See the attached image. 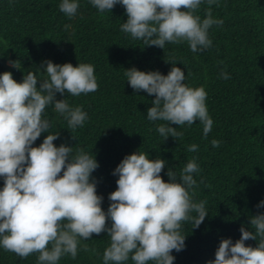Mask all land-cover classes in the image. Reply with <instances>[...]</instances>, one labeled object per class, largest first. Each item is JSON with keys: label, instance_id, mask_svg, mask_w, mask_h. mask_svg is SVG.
<instances>
[{"label": "trees", "instance_id": "obj_1", "mask_svg": "<svg viewBox=\"0 0 264 264\" xmlns=\"http://www.w3.org/2000/svg\"><path fill=\"white\" fill-rule=\"evenodd\" d=\"M59 3L0 0V73L10 72L19 83L28 71L46 78L42 73L45 60L74 67L94 65L95 92L55 96L56 100L67 99L72 107L81 106L88 115L84 125L69 128L51 106L45 114L50 121L48 132H58L54 146L63 143L73 147L72 154L77 149L94 154L98 167L90 175L97 182L96 193L103 197L102 210H107L108 194L116 188L118 177L111 173L125 155L138 150L146 152L150 160L164 159L166 166L160 173L164 182L169 168L179 172L195 157L200 171L193 174L198 186L191 194L195 202H206L208 215L196 228L191 221L182 222L185 247L170 253L174 264H205L214 259L222 239L230 238L233 243L239 239L242 225L254 232L249 217L264 212V207H256L264 200V0L202 3L195 15L203 19L210 9L213 18L223 23L210 27L212 46L197 53L186 43H166L162 50L130 38L120 31L127 17L119 4L101 13L88 0H80L76 15L68 18L59 11ZM10 62H16V68ZM172 62L185 74V84L202 85L207 93L205 103L213 124L206 137L203 125L193 121L191 126L169 124L183 135L163 141L155 128L164 122L146 119L154 94L134 91L124 76V70L132 67L166 75ZM221 69L230 79L220 78ZM46 135L41 133L32 146H38ZM213 139L221 142L218 147L212 146ZM193 143L198 147L190 152L187 146ZM2 184L0 180V187ZM106 225L110 226L108 221ZM258 242L259 237L244 243L254 248ZM108 244L106 233L91 234L78 244L75 259L66 254L58 264H102ZM37 256L32 253L21 259L0 249V264H37ZM124 264L133 262L129 259Z\"/></svg>", "mask_w": 264, "mask_h": 264}, {"label": "clouds", "instance_id": "obj_2", "mask_svg": "<svg viewBox=\"0 0 264 264\" xmlns=\"http://www.w3.org/2000/svg\"><path fill=\"white\" fill-rule=\"evenodd\" d=\"M98 12H109L115 5L124 8L126 21L120 31L144 45L165 48V44L186 43L193 53L212 46L209 29L221 25L209 9L205 18L194 13L202 3L213 5L219 0H88ZM80 0H60L59 11L68 18L76 15ZM183 9V10H180ZM166 63H169L165 61ZM16 68V62H10ZM166 75L159 71L124 70L128 85L155 98L146 110L148 121H162L156 132L163 141L183 135L176 126L203 125L206 137L213 121L206 106L204 87L184 83L185 74L176 67ZM46 78L28 71L17 83L10 72L0 73V249L21 259L38 253L37 264H58L69 255L75 259L81 240L91 234H107L102 264H174L170 253L184 249L182 222L191 221L196 228L208 215L205 201L195 202L192 190L198 186L193 174L200 169L196 158L189 159L177 172L169 168L160 176L166 161L150 160L143 151L125 155L112 171L116 188L108 194L107 210L103 197L96 193L91 173L98 167L94 154L60 144L54 146L58 132L49 133L50 121L45 109L51 106L67 121L71 129L82 127L88 115L81 106L72 107L67 99L56 100L59 93L79 96L98 89L94 65L42 62ZM39 72V71H37ZM220 78L230 75L224 69ZM39 82V87L37 83ZM41 133H47L38 146H32ZM73 138V137H72ZM221 142L213 139L212 146ZM196 144L187 146L195 152ZM202 182V181H201ZM264 207V200L256 205ZM195 213L192 216L191 213ZM106 221L110 226L106 225ZM253 231L239 228L240 237L233 243L222 239L214 259L205 264H264V212L249 217ZM256 247L245 246L252 239ZM84 250H88L86 245ZM93 253L96 250L91 249Z\"/></svg>", "mask_w": 264, "mask_h": 264}]
</instances>
